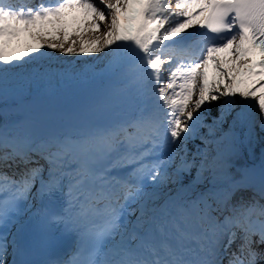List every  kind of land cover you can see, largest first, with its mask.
<instances>
[{"label":"snow or ice","instance_id":"1","mask_svg":"<svg viewBox=\"0 0 264 264\" xmlns=\"http://www.w3.org/2000/svg\"><path fill=\"white\" fill-rule=\"evenodd\" d=\"M54 82L95 86L60 130L0 124V264H264V167L229 175L264 133V0H0V99ZM25 216L72 247L29 259Z\"/></svg>","mask_w":264,"mask_h":264},{"label":"bare ground","instance_id":"2","mask_svg":"<svg viewBox=\"0 0 264 264\" xmlns=\"http://www.w3.org/2000/svg\"><path fill=\"white\" fill-rule=\"evenodd\" d=\"M100 64H102L104 66L103 60L100 62ZM82 66H85V64L78 65L76 67L79 68V67H82ZM115 87H120V85H115ZM53 89L54 90L50 91V92L37 91L36 89L24 90V91H30L31 92L30 94H32L34 92V90H35L36 93L33 96L29 95V97L28 96H22L20 98H15L12 102L5 103V104H8V105L2 104L4 106H1L0 108H2L4 110L6 109L5 111H7L10 108H12V106H14L13 105L14 103H17V104L20 103V107H21V106L26 105L28 102H31V103L33 102L36 105H38L39 109L46 108V109L54 110L55 108H57V105L59 103H63V102L67 101V99L69 98L68 97V94H69L68 92H70L72 89H75V88H70L69 86H66L63 82H60V83L54 82ZM17 94L18 93H13V94L10 93L5 98H9V97H11L13 95H17ZM36 96H40L41 100L37 99ZM254 110H255V108L253 107L251 109V111L253 112ZM1 112H3V111H1ZM71 122L72 121H70V123ZM62 127L63 126H48L42 131H44V133H47L49 131L60 130ZM245 136H247V135H244V137ZM236 150H243L244 152L248 153V148H246L244 146V143L242 142V140H239L237 142L236 147H235V151Z\"/></svg>","mask_w":264,"mask_h":264},{"label":"rangeland","instance_id":"3","mask_svg":"<svg viewBox=\"0 0 264 264\" xmlns=\"http://www.w3.org/2000/svg\"><path fill=\"white\" fill-rule=\"evenodd\" d=\"M103 27L101 28V30H103ZM54 55L60 57V53L58 51H54L53 52ZM102 61V58L101 59H96V60H92L90 58H80L78 59L77 57H74V56H64V57H60V60L56 61V64H61V63H71L75 66H78V65H83V64H94V66L96 67L98 64H100V62ZM239 100V98L237 97V101ZM258 137H259V140L262 139L263 141V147H262V151H264V133H261L260 130H259V127L256 126L254 127V130H253V134L251 136H247V141L249 142L250 140H253L254 142H259L258 140ZM253 146H255V143H253ZM240 158V159H239ZM243 162V160L241 159V155H239L238 153H235L232 155V158H231V166H230V169H229V175H233L235 173V169H236V165L238 163H241ZM201 188V190L203 189V185H200L199 186ZM169 192H172L169 191ZM136 205H134L133 208H135ZM134 218V216H133Z\"/></svg>","mask_w":264,"mask_h":264},{"label":"trees","instance_id":"4","mask_svg":"<svg viewBox=\"0 0 264 264\" xmlns=\"http://www.w3.org/2000/svg\"><path fill=\"white\" fill-rule=\"evenodd\" d=\"M217 106H218V104L212 106L213 114L215 113V109H216ZM198 142H199V141L197 140L195 143H198ZM261 142H262V139L260 140L259 143H261ZM259 143L257 144V147H258V148H259V145H260ZM188 148H189L190 150L193 149V143H192V142H189V144H188ZM192 176H195V170H193L191 176H185V177H184V183H185V184H189V182L192 180ZM199 186H200V185L195 186L194 191L197 190V189L199 188ZM171 190H176V185L169 184V185H167L166 187H164V188L162 189V195L167 194V193H168L169 191H171ZM190 193H191V192H190ZM242 193H243V192H239V193L236 194V196H239V195H241ZM243 194H244V195H248V193H243ZM234 198H235V197H234Z\"/></svg>","mask_w":264,"mask_h":264}]
</instances>
